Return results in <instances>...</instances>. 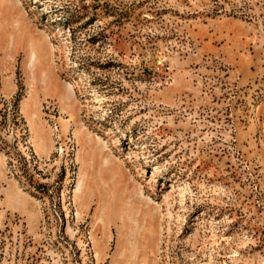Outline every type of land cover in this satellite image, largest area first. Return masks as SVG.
Instances as JSON below:
<instances>
[{"label":"rangeland","instance_id":"rangeland-1","mask_svg":"<svg viewBox=\"0 0 264 264\" xmlns=\"http://www.w3.org/2000/svg\"><path fill=\"white\" fill-rule=\"evenodd\" d=\"M0 264H264V0H0Z\"/></svg>","mask_w":264,"mask_h":264},{"label":"bare ground","instance_id":"bare-ground-1","mask_svg":"<svg viewBox=\"0 0 264 264\" xmlns=\"http://www.w3.org/2000/svg\"><path fill=\"white\" fill-rule=\"evenodd\" d=\"M16 25V24H15ZM33 40L31 39V40H29V43L30 42H32ZM31 45V44H30ZM31 47V46H30ZM35 55H37V51H36V49H35V47L33 46V49L30 51V54H29V57H30V60H29V65H32L33 66V64H35L34 62H35V58H37ZM47 75V74H46ZM44 77H45V75H43ZM46 83H47V80L45 81ZM68 98H70V97H68ZM107 160H105V164L107 165ZM109 169H110V167H109ZM112 170V169H111ZM127 190V189H126ZM128 193H130V192H128ZM128 202H130V204H134V203H136L137 201H138V199L136 198V196L134 195H128V200H127Z\"/></svg>","mask_w":264,"mask_h":264}]
</instances>
